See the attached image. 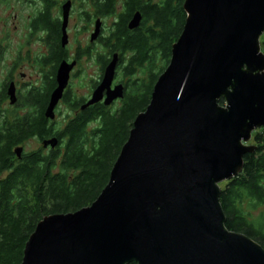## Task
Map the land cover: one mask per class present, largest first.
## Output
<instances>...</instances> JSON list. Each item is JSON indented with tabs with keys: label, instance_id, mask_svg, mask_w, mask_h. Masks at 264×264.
<instances>
[{
	"label": "water",
	"instance_id": "95a60500",
	"mask_svg": "<svg viewBox=\"0 0 264 264\" xmlns=\"http://www.w3.org/2000/svg\"><path fill=\"white\" fill-rule=\"evenodd\" d=\"M184 8V32L109 184L91 206L45 218L22 264H264L261 246L225 228L220 203V185L242 172L256 150L252 133L264 127V0H186ZM141 22L135 14L130 30ZM118 62L116 54L88 107L104 94L108 107L124 99L125 87L113 88ZM72 68L61 67L48 118Z\"/></svg>",
	"mask_w": 264,
	"mask_h": 264
},
{
	"label": "trees",
	"instance_id": "16d2710c",
	"mask_svg": "<svg viewBox=\"0 0 264 264\" xmlns=\"http://www.w3.org/2000/svg\"><path fill=\"white\" fill-rule=\"evenodd\" d=\"M185 2L176 10L174 0L140 8L141 25L131 32L127 20L139 4L132 0L118 35L113 34L123 47L117 73L125 87L120 107L90 109L64 130L7 127V146L0 145V172L7 158V173H0V264H22L26 245L45 218L76 213L100 197L137 117L151 104L155 86L171 62L186 25ZM114 3L107 0L108 14ZM261 49L264 52V36ZM35 135L43 142L56 138L59 144L24 152L18 160L17 149ZM253 143L257 148L244 156L242 172L220 185V203L225 228L264 250V216H253L264 206V133H256Z\"/></svg>",
	"mask_w": 264,
	"mask_h": 264
},
{
	"label": "flooded vegetation",
	"instance_id": "af4514ba",
	"mask_svg": "<svg viewBox=\"0 0 264 264\" xmlns=\"http://www.w3.org/2000/svg\"><path fill=\"white\" fill-rule=\"evenodd\" d=\"M138 1L127 20L128 28L135 14H142L141 9L147 5L152 7L160 0ZM180 2L182 0H174L173 9L176 10ZM131 5L132 0H115L112 13L108 14L107 0H0V145L7 146V127L64 130L90 109L106 111V108L121 105L122 100H117L106 106L105 94L101 102L87 106L116 54L119 62L113 88L122 85L117 73L123 47L113 34L118 35ZM98 26V36L93 38ZM92 63L94 67L90 69L88 65ZM63 64L73 68L51 119L46 112L52 95L59 88ZM95 68L96 75L91 77V70ZM83 81L87 84L81 94L76 90V83ZM256 133H264V128L252 133L248 146L257 148L253 143ZM32 142L44 143L39 135L32 136L20 146L23 153L26 144ZM0 173H7V158L5 169Z\"/></svg>",
	"mask_w": 264,
	"mask_h": 264
},
{
	"label": "rangeland",
	"instance_id": "374dc122",
	"mask_svg": "<svg viewBox=\"0 0 264 264\" xmlns=\"http://www.w3.org/2000/svg\"><path fill=\"white\" fill-rule=\"evenodd\" d=\"M88 66L90 67V69H92L94 67L93 63L90 64V65H88ZM95 71H96V68L93 69V70H91V75H92L91 77H94L96 75V72ZM86 84L87 83L84 82V81L83 82H77L76 83V90L77 91H81V94H84L85 89H86V87L84 88V86ZM118 107H120V104L117 105V106H115V107H113V110L116 109V108H118ZM91 126H94V125H91ZM41 148H44L43 144H41V143L38 144V143L32 142V143L26 144V146L24 147V150H25V153H30V152H33L34 150H39ZM253 216H254V218H257V217H260V216H264V206H262L261 208H259L256 212H254Z\"/></svg>",
	"mask_w": 264,
	"mask_h": 264
},
{
	"label": "bare ground",
	"instance_id": "6f19581e",
	"mask_svg": "<svg viewBox=\"0 0 264 264\" xmlns=\"http://www.w3.org/2000/svg\"><path fill=\"white\" fill-rule=\"evenodd\" d=\"M105 95V94H104ZM107 97V96H106Z\"/></svg>",
	"mask_w": 264,
	"mask_h": 264
}]
</instances>
